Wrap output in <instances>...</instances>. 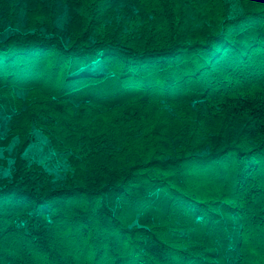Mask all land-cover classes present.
Instances as JSON below:
<instances>
[{
  "label": "trees",
  "instance_id": "obj_1",
  "mask_svg": "<svg viewBox=\"0 0 264 264\" xmlns=\"http://www.w3.org/2000/svg\"><path fill=\"white\" fill-rule=\"evenodd\" d=\"M239 2L231 17L227 0H0L35 30L0 41V145L19 137L0 264H183L185 220L223 215L238 262L264 264V0ZM97 60L107 75H74ZM35 128L70 154L63 183L22 156Z\"/></svg>",
  "mask_w": 264,
  "mask_h": 264
},
{
  "label": "rangeland",
  "instance_id": "obj_2",
  "mask_svg": "<svg viewBox=\"0 0 264 264\" xmlns=\"http://www.w3.org/2000/svg\"><path fill=\"white\" fill-rule=\"evenodd\" d=\"M11 0H7L9 2ZM230 5V16L234 17L241 12L239 0H227ZM6 7H0V41L6 39L9 35L28 30L34 32L27 26V17L23 10H20L16 16L12 17L4 11ZM144 14L139 13V9L135 8L132 15L118 13L116 19L122 21L125 30L135 29L143 22ZM65 19L59 21V26L64 25ZM108 71L101 60L92 62L91 64L82 67L74 75H91L104 76ZM24 92L19 91L18 95L24 96ZM14 110L9 107L0 106V136L4 137L9 128V122ZM19 142V137H13L11 143L6 146L0 145V158L7 161V164L0 165V180L10 177L16 154V147ZM70 154L68 152H58L52 146L49 138L40 129H33L32 138L23 152L22 156L29 164L37 163L42 165L49 173L54 176L57 183H63L72 166L70 163ZM204 187L201 189L203 193H209ZM212 189V188H211ZM217 189V188H216ZM156 202L165 203L162 200V194L153 196ZM42 211H48V206L44 205ZM208 216H199L198 221L192 223L189 219L185 221L190 223L189 227L185 228L184 233L187 238H179L181 240L180 248L186 252V262L183 264H240V225L235 217L223 215L209 220ZM200 220V221H199ZM189 221V222H188ZM179 222L174 217H170V221H166L169 227L174 228ZM21 224H24L21 222ZM132 225H138L135 221ZM131 225V226H132ZM175 239V236H173ZM103 264H111V261H106ZM120 264H152L144 260L136 259L133 262L124 260Z\"/></svg>",
  "mask_w": 264,
  "mask_h": 264
}]
</instances>
